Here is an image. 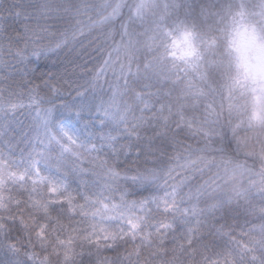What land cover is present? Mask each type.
I'll return each instance as SVG.
<instances>
[{
  "label": "trees",
  "instance_id": "trees-1",
  "mask_svg": "<svg viewBox=\"0 0 264 264\" xmlns=\"http://www.w3.org/2000/svg\"><path fill=\"white\" fill-rule=\"evenodd\" d=\"M141 1L0 0V264H264V117L154 55L231 0Z\"/></svg>",
  "mask_w": 264,
  "mask_h": 264
},
{
  "label": "clouds",
  "instance_id": "clouds-1",
  "mask_svg": "<svg viewBox=\"0 0 264 264\" xmlns=\"http://www.w3.org/2000/svg\"><path fill=\"white\" fill-rule=\"evenodd\" d=\"M203 29L184 24L183 32L191 44L190 54L165 41L154 55L185 73L195 72L209 59L220 76L219 91L232 100L245 102L244 112L236 118L255 122L259 113L254 105L264 103V0H231L212 14ZM180 36L173 29L165 37ZM174 53V54H173Z\"/></svg>",
  "mask_w": 264,
  "mask_h": 264
},
{
  "label": "rangeland",
  "instance_id": "rangeland-1",
  "mask_svg": "<svg viewBox=\"0 0 264 264\" xmlns=\"http://www.w3.org/2000/svg\"><path fill=\"white\" fill-rule=\"evenodd\" d=\"M144 1L145 0L141 1V3H140L141 7L146 5V4H144L145 3ZM194 3H196L195 0H194ZM120 4L121 3H118L117 6H119ZM193 5H194L193 3L190 4V6H193ZM196 7H198L197 3H196ZM188 43H189L188 37H184V39L181 42V46H183L184 49H187ZM254 111L260 114L258 118H260V119L263 118L264 117V103L255 104L254 105ZM255 118H257V117H255ZM38 131H41L43 133H44V131L47 132L44 129L43 123H40ZM55 132L60 134L59 139H57V144H59L61 146L66 145L67 149H73L76 146H80L79 145L80 143L78 142V139H77V131L74 128V126L71 125L70 123L61 120L60 122L57 123L55 129H53V131H51L50 134L55 135ZM55 138L56 137L54 136V139Z\"/></svg>",
  "mask_w": 264,
  "mask_h": 264
}]
</instances>
